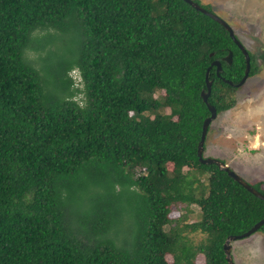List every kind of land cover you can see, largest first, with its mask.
I'll use <instances>...</instances> for the list:
<instances>
[{
  "label": "trees",
  "instance_id": "16d2710c",
  "mask_svg": "<svg viewBox=\"0 0 264 264\" xmlns=\"http://www.w3.org/2000/svg\"><path fill=\"white\" fill-rule=\"evenodd\" d=\"M208 66L219 114L243 56L182 0H0V264H227L264 201L197 160ZM172 205L196 219L177 227Z\"/></svg>",
  "mask_w": 264,
  "mask_h": 264
},
{
  "label": "rangeland",
  "instance_id": "374dc122",
  "mask_svg": "<svg viewBox=\"0 0 264 264\" xmlns=\"http://www.w3.org/2000/svg\"><path fill=\"white\" fill-rule=\"evenodd\" d=\"M199 5H208L209 12L224 20L239 43L253 57L255 73L231 91L233 105L216 114L209 122L203 143V157H212L227 165L236 175L247 183H259L264 190V0H194ZM42 32L38 33L41 34ZM69 45L68 40L65 41ZM31 56V52L28 51ZM73 87H79V78L75 69L68 72ZM162 91H155L153 97H159ZM81 94L75 95L80 103ZM160 111L169 113L164 107ZM146 114V113H145ZM150 116V115H149ZM170 169V165H167ZM186 169V168H183ZM189 210V211H188ZM197 208L172 205L168 216L190 223L196 219ZM190 243L203 238L201 233L183 232ZM233 264H264V227L242 239L230 241ZM165 258L171 262L170 255ZM203 256L198 253L193 264H203Z\"/></svg>",
  "mask_w": 264,
  "mask_h": 264
},
{
  "label": "water",
  "instance_id": "95a60500",
  "mask_svg": "<svg viewBox=\"0 0 264 264\" xmlns=\"http://www.w3.org/2000/svg\"><path fill=\"white\" fill-rule=\"evenodd\" d=\"M182 1H184L185 3L190 5L194 10L206 15L207 17H209L210 19H212L216 23L220 24L225 29V31L227 32L231 41L234 43V45L237 47V49L241 52V54L243 56L244 69H243L242 76L240 77V79L237 83L232 84L228 80H224V81L226 83H228L229 85H234L235 87L241 85L244 82V80L248 77V72H249V67H250L249 56H248L246 49L244 47H242V45L239 43V41L234 36L232 30L230 29V27L228 26V24L224 20L220 19L219 17L212 14L211 12L206 11L204 8H202L200 5H198L196 2H194L192 0H182ZM231 56H232L231 51H228L226 53V55L222 57V59L226 63L229 64L231 61ZM209 66H214L216 72L219 71V69H220L219 61H216V60L210 62ZM209 66L206 68V70L204 72L205 90L200 91V97H201V100L205 103L206 109L208 111V115L206 117H204L202 119V122H201L199 139L197 141L196 151H195L197 160H198V162H200L202 164H214V165H216L218 167V169L223 170L227 174L228 177H230L233 181H235L237 184H239L243 189H245L247 192L252 194L254 197L264 201V196L261 193L256 191L249 183H247L246 181L241 179L238 175H236L230 168L227 167V165L223 164L220 160H218L216 158L203 157L202 156L203 141H204V137L206 134L207 126L209 125V122L212 119H214V117L216 116V112H215L214 107L206 101L207 97L209 95L210 85H211V81L207 79V72H208ZM262 225H264V217L259 219L258 221H256L249 229H247L243 233L238 234V235H229L225 238L224 242L222 243V251H223L224 259H225L227 264H233L231 256L229 255V251H230V244L229 243H230V241L242 239L246 236H249L253 232L257 231V229Z\"/></svg>",
  "mask_w": 264,
  "mask_h": 264
},
{
  "label": "flooded vegetation",
  "instance_id": "af4514ba",
  "mask_svg": "<svg viewBox=\"0 0 264 264\" xmlns=\"http://www.w3.org/2000/svg\"><path fill=\"white\" fill-rule=\"evenodd\" d=\"M248 51V50H247ZM221 59V61H223V62H225L223 59H222V57L220 58ZM214 61V60H213ZM216 61H218V60H216ZM212 62V61H211ZM254 63V62H253ZM228 64V63H227ZM230 64V63H229ZM220 67V66H219ZM252 76V75H251ZM249 77V76H248ZM234 86V85H233Z\"/></svg>",
  "mask_w": 264,
  "mask_h": 264
},
{
  "label": "clouds",
  "instance_id": "9594fccd",
  "mask_svg": "<svg viewBox=\"0 0 264 264\" xmlns=\"http://www.w3.org/2000/svg\"><path fill=\"white\" fill-rule=\"evenodd\" d=\"M78 78H79V76H78ZM79 80H80V78H79Z\"/></svg>",
  "mask_w": 264,
  "mask_h": 264
}]
</instances>
